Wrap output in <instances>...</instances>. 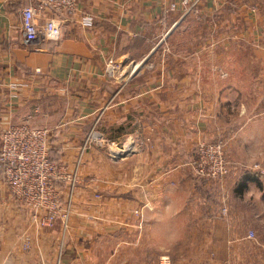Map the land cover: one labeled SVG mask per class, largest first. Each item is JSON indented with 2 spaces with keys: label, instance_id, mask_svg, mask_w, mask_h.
<instances>
[{
  "label": "crops",
  "instance_id": "obj_1",
  "mask_svg": "<svg viewBox=\"0 0 264 264\" xmlns=\"http://www.w3.org/2000/svg\"><path fill=\"white\" fill-rule=\"evenodd\" d=\"M26 1L0 0V131L21 122L49 128L51 153L69 167L96 120L107 138L137 135L143 144L115 160L98 147L85 153L66 229L56 219L35 232L0 176V264L245 257L247 218L230 208L244 183L264 217V179L249 169L264 167V0H199L202 18L165 11L180 0H78L59 40L40 43L23 39ZM109 58L122 65L114 78L104 72ZM216 138L230 167L219 181L194 175L190 163L197 142ZM26 233L32 244L23 249Z\"/></svg>",
  "mask_w": 264,
  "mask_h": 264
},
{
  "label": "built area",
  "instance_id": "obj_2",
  "mask_svg": "<svg viewBox=\"0 0 264 264\" xmlns=\"http://www.w3.org/2000/svg\"><path fill=\"white\" fill-rule=\"evenodd\" d=\"M198 2L199 0H180L178 4L170 2L165 11L180 7L182 16L193 14L202 18L204 15L198 8ZM77 9L78 0H28L20 10V29L24 41H58L64 16L75 14ZM45 11H50L53 15L45 17ZM83 20L85 23L90 22L89 17H84ZM121 67V63L109 58L104 72L114 78ZM142 144L143 141L137 140L134 135H127L122 142L107 139L97 128L96 120L78 144L75 161L69 167L51 153L49 128L31 126L25 122L9 123L0 131V176L10 198L30 210L35 232L52 226L56 219H60L66 229L85 153L92 147H98L105 149L109 158L115 160L136 152ZM190 163L193 173L204 179L222 180L230 170L225 143L220 138L200 141L193 151ZM249 169L252 176L264 178V167L259 162L252 163ZM95 196L101 197L98 192ZM6 202L7 199L3 198L1 206ZM248 236H253L252 231H249ZM31 244V234L26 233L21 247L28 249ZM62 247L64 248L62 242H59L55 259H62ZM159 263L171 264L167 255L161 256Z\"/></svg>",
  "mask_w": 264,
  "mask_h": 264
},
{
  "label": "rangeland",
  "instance_id": "obj_3",
  "mask_svg": "<svg viewBox=\"0 0 264 264\" xmlns=\"http://www.w3.org/2000/svg\"><path fill=\"white\" fill-rule=\"evenodd\" d=\"M135 138L137 140H140V138L137 135L135 136ZM107 139H109V138H107ZM216 139H219V138H216ZM110 140H112V139H110ZM212 140H215V139H212ZM212 140H201V141H212ZM199 142H197V144ZM196 145H195V147H196ZM195 147H194V149H195ZM106 153H107V151H106ZM225 155H226V151H225ZM107 156H108V154H107ZM226 160H227V157H226ZM227 162H228V160H227ZM228 165H229V162H228ZM255 179L259 181V180L264 179V178L255 177ZM207 180H213V179H207ZM236 187H237V185H235L232 189L233 190L232 191V203H231V208H230L232 216L238 219L240 217V212L243 211L246 218H247L246 219L247 220V223H246L247 224V230L245 231V234H246V232L249 233V231H252L253 236L242 237L241 246H242V249L245 250L246 256L242 257V259H238V258L227 259L228 262L226 264H264V217L263 216L262 217L261 216L256 217L257 208H256L255 199H254L255 191L253 192L252 190H249L248 188L243 187L242 193H244V195L241 199V198H239V196H237L234 193V189ZM245 195H247L246 196L247 198H245ZM72 208H73V205H72ZM258 208H259V205H258ZM240 218H242V217H240ZM245 222L246 221L244 219H242V223H245ZM248 233H247V235H248ZM63 249L64 248L62 247V250ZM58 251H59V249H58ZM158 261H159V259H158ZM170 263H171V261H170Z\"/></svg>",
  "mask_w": 264,
  "mask_h": 264
},
{
  "label": "trees",
  "instance_id": "obj_4",
  "mask_svg": "<svg viewBox=\"0 0 264 264\" xmlns=\"http://www.w3.org/2000/svg\"><path fill=\"white\" fill-rule=\"evenodd\" d=\"M27 2H28V0L26 1V4H27ZM244 185H245L244 183H239L238 187H237V190L241 191Z\"/></svg>",
  "mask_w": 264,
  "mask_h": 264
},
{
  "label": "bare ground",
  "instance_id": "obj_5",
  "mask_svg": "<svg viewBox=\"0 0 264 264\" xmlns=\"http://www.w3.org/2000/svg\"><path fill=\"white\" fill-rule=\"evenodd\" d=\"M137 66V65H136ZM136 66H134V68L133 69H135L136 68Z\"/></svg>",
  "mask_w": 264,
  "mask_h": 264
}]
</instances>
